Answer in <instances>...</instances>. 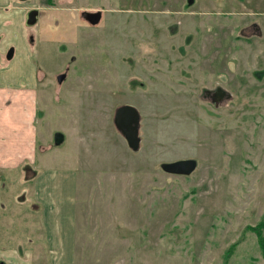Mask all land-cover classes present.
<instances>
[{
	"label": "rangeland",
	"instance_id": "374dc122",
	"mask_svg": "<svg viewBox=\"0 0 264 264\" xmlns=\"http://www.w3.org/2000/svg\"><path fill=\"white\" fill-rule=\"evenodd\" d=\"M45 1H39L43 12L48 11L42 8ZM65 1L64 7L61 0L53 6L60 23L48 15L31 28L39 52L32 59L43 70L41 81L30 79L29 85L24 76L32 67L30 58L16 54L0 62V70L9 68L14 79L7 78L18 80L21 89L31 91L39 83L38 110L31 92L0 91V139L22 130L17 115H30L37 125L34 165L0 167L1 195L27 193L30 198L25 185L37 173L29 183L34 188L42 183L45 168L50 176L55 169L76 168L74 264H264L258 236L247 230L264 220V73H255L264 71V0H197L188 9L186 0H151L156 20L150 25L137 13L135 37L132 32L122 36L120 30L126 18L120 10L139 8L131 0ZM74 6L80 11L106 6L107 15L91 27L76 18ZM182 10L189 13H178ZM150 49L154 54H148ZM132 50L141 60L135 61L139 72L146 67L158 71L151 99L144 93L149 88H136L141 91L134 94L128 84H119V69H127L120 56L129 58ZM27 52L32 55L33 49ZM188 63L204 66L211 77L221 70L231 98L222 102L220 112L193 96L192 89L168 87V70L178 74ZM68 67V79L60 85L55 74ZM131 76L126 74V81ZM123 103L136 104L143 114L145 141L138 151L114 122ZM56 132L64 135L60 145ZM184 159L196 161L190 175L161 168ZM5 175L21 179L12 182ZM5 207L0 202V231ZM37 220L43 225L47 216L30 213L29 224ZM21 226L20 217H13V229Z\"/></svg>",
	"mask_w": 264,
	"mask_h": 264
},
{
	"label": "crops",
	"instance_id": "0c3cea01",
	"mask_svg": "<svg viewBox=\"0 0 264 264\" xmlns=\"http://www.w3.org/2000/svg\"><path fill=\"white\" fill-rule=\"evenodd\" d=\"M39 0H33V2ZM9 3L11 10L4 13L0 10V32L5 33L3 42L0 45L1 52L6 51L9 46H15L11 43V38L16 44L18 58H23L26 55V45L23 31L25 13L21 9L18 0H0V6ZM14 19V23L10 19ZM4 24L8 27H5ZM14 24V25H12ZM8 36V37H7ZM1 62V56H0ZM7 62V61H5ZM0 70V91L19 90L25 93H32V98L38 110L37 90L34 88L31 91L21 89L18 80L13 81L7 78V75L14 79L11 72ZM25 76V75H24ZM29 85L30 79L35 80V75L26 77ZM35 87V84H32ZM32 116L22 114L17 115V120L22 123V130L14 132V135H4L0 139V167L1 168H20L24 163L30 161L34 165L37 158L35 155L34 140L37 139V125L33 121ZM14 118V117H13ZM30 118V119H29ZM25 128V129H24ZM44 152V150H43ZM44 156V155H43ZM76 168L67 170L66 173L55 172L51 175L50 169L45 168L42 172V183L37 186L29 183L39 173L29 179L25 185L26 190L30 193V198L27 193H23L24 200L18 201L12 194L4 193L1 195L0 202L4 201L6 212H10L12 216L6 217L4 229L0 231V257H3L7 264H74L77 228L75 224L76 212H78L77 202V175ZM39 172V170H37ZM1 176V173H0ZM16 178L18 180L16 181ZM5 179H11L12 182H18L21 179L18 176H6ZM1 182V177H0ZM75 184L74 191H71V185ZM1 188V185H0ZM33 197V198H32ZM42 212L47 216L46 222L42 225L38 220L33 225L29 224L30 213ZM12 228H7L6 219L11 220ZM13 217H20L22 226L13 229ZM67 218V219H66ZM37 219V218H36ZM65 219L67 223L65 224ZM49 257V258H48Z\"/></svg>",
	"mask_w": 264,
	"mask_h": 264
},
{
	"label": "flooded vegetation",
	"instance_id": "af4514ba",
	"mask_svg": "<svg viewBox=\"0 0 264 264\" xmlns=\"http://www.w3.org/2000/svg\"><path fill=\"white\" fill-rule=\"evenodd\" d=\"M21 1V0H20ZM40 1V0H39ZM39 1L37 3V1L33 2L32 4H30L29 6H24L21 7V9L24 11L25 13V19H24V26H26V37H25V45H26V52L27 50L33 49V56L31 55V53H26V55H24V57L30 58L31 59V68H28L24 75L25 77H32L33 75H35V80L37 81H41L43 76H40V72L43 70L41 69L38 60L37 63L32 59H36V57H39V52L35 53V48H37L36 45V37L35 35L32 33L31 28H33L34 26H36L39 21H41V19H43L44 17L51 15V17L54 19V21H58L60 23L61 21V17L56 16L55 13V9H54V5H55V1L56 0H46L45 1V5L44 7H42L43 9L48 8L47 12H43L41 11L40 5H39ZM77 1V0H76ZM151 0H146V1H142V0H131V1H127L129 3H135L137 4V6L139 7L137 10L132 11V10H126L127 7H123L120 11L121 14L123 15V17H126L123 21L125 22L120 30L121 35L125 36L128 35L130 32L134 33L135 32V28L134 25L135 23L138 22V16L137 13H139L138 15H142V18L146 21V23L152 25L153 22L156 20V13H157V9L154 8V5L152 4L153 9L150 8V4L152 2H150ZM196 1L197 0H186L185 3V8H190L192 6H196ZM62 6L64 7L63 3H66L65 0H61ZM75 4V3H74ZM199 5V4H198ZM69 6H67L66 8H68ZM146 8L147 10L145 11H141V8ZM74 8L76 10H78L79 12L75 14L76 18L79 17L80 20L85 21L88 25H90L91 27H96L99 26V24H101L103 22V20L105 19L106 14V10L107 7L106 6H102V7H98V8H93V7H87V9L84 10H79V8L77 6H74ZM11 6L9 3H6L2 6H0V10L3 11L4 13H8L11 10ZM51 12V13H50ZM88 12H101L102 16H101V20L98 24H92L89 20L88 17L91 18V16L89 15ZM172 9L169 11V14L171 15ZM178 13H183V14H188L189 12L182 10ZM121 15V16H122ZM137 16V17H136ZM54 23V22H52ZM179 23V22H178ZM72 24V23H71ZM131 24L132 27L128 29L130 31H127V25ZM14 25V24H12ZM61 25V24H60ZM5 27H8L4 24ZM257 24L253 25V27H256ZM208 29H210L209 26H207ZM9 29L12 30V28L8 27ZM58 28V27H57ZM176 29V31L178 30V26L173 27ZM2 29L0 28V31ZM28 33V35H27ZM136 33H134L132 35V37H135ZM6 36L5 33L0 32V45L3 42V36ZM8 37V36H7ZM140 39V38H139ZM123 40L126 41V39L123 38ZM190 39H188V36L185 39V43L187 45H190ZM127 47V46H126ZM132 47H137V44H133ZM40 48V47H39ZM128 50V49H126ZM180 52H182L183 56H189L188 52L184 49L180 50ZM2 54H0L1 56V62L3 61H7L10 62L11 60H13L17 54V49L15 48V46H9L6 51L1 52ZM125 53V52H124ZM135 50H132L130 52V56L129 58H127L126 54H122L120 56L119 59V63L120 65H126L127 69H119L118 73H119V84L122 86H125L126 84L129 85L130 89H132V91H130L131 93L134 94H138L140 91L136 90V88H149L150 91L148 92H144L145 95L149 96V98L151 99L153 96H156V93L153 89L157 88V83H158V78H157V69H153L152 67L147 68L146 66V70H140V72L138 71V68H136L135 66V61H137V63H140V59L139 55H136ZM154 54L153 49H150L148 51V54ZM128 63H132V64H128ZM119 65V66H120ZM216 67V66H215ZM168 68H172V65L169 66ZM217 68V67H216ZM218 68H220L218 66ZM206 68H204V66L202 65H191L190 63L185 64V65H181L180 70L178 71V74H176L175 71H170L168 70V72L170 74H168V78L170 79L168 81V87H172L174 88L176 91H179L178 89H187L193 90V96L197 95V98L199 100L202 101H206L209 102L211 104H213V106L216 108V110L218 112H220V108H221V104L224 100L231 98V93L228 92L225 88H223L222 86V81L224 80L222 77L223 74L221 72V70L219 69V71H215L214 75L211 77L208 74V71L205 70ZM60 70H58L55 74V81H57L60 85L63 84L67 79H68V72H70L69 67L67 69H65L63 72H60ZM128 73H133L134 76H131L130 80L126 81V74ZM258 76H260L261 74L264 73V71L262 72H255ZM64 75L63 79L60 80V76ZM41 77V78H39ZM211 80V81H210ZM38 84L37 83V88H38ZM177 85L179 87H177ZM178 88V89H177ZM39 90V89H38ZM198 91V92H197ZM175 96V95H174ZM126 105H130L133 106L135 109L138 110L139 112V116H140V120H139V127H138V133H139V137H140V148L143 147V142L145 141V137L144 135H142L141 133V129H142V119H143V114L141 109L133 103H123L121 106H119L118 108L122 107V106H126ZM118 108L115 111V115L116 112L118 110ZM41 113V111H40ZM125 117V116H124ZM119 130V129H118ZM124 130L125 133H123L121 130H119V132L124 136H126V125H124ZM57 133H61V132H56L54 134V141H56V135ZM126 139V138H125ZM64 141V140H63ZM127 141V140H126ZM128 143V142H127ZM129 146V144H128ZM140 150V149H139ZM12 216V214L10 212H6V217ZM7 224L9 223L7 228H12V217L11 220L6 219ZM3 251V249L0 251V253ZM3 257H0V264H7L6 261L4 259H2Z\"/></svg>",
	"mask_w": 264,
	"mask_h": 264
},
{
	"label": "water",
	"instance_id": "95a60500",
	"mask_svg": "<svg viewBox=\"0 0 264 264\" xmlns=\"http://www.w3.org/2000/svg\"><path fill=\"white\" fill-rule=\"evenodd\" d=\"M91 16L88 17V20L92 24H98L101 20V12H88ZM64 75L60 76V80H62ZM125 116V117H124ZM139 112L133 106L126 105L118 108L114 122L119 130L125 133L124 125H126V140L129 144V147L133 149V151H138L140 149V137L138 133L139 127ZM64 140V135L62 133H57L56 135V145H60ZM161 168L168 173H181L184 175H190L197 168V164L195 160H179L173 163H163Z\"/></svg>",
	"mask_w": 264,
	"mask_h": 264
},
{
	"label": "trees",
	"instance_id": "16d2710c",
	"mask_svg": "<svg viewBox=\"0 0 264 264\" xmlns=\"http://www.w3.org/2000/svg\"><path fill=\"white\" fill-rule=\"evenodd\" d=\"M247 230L253 231V232H255L257 234L259 244L261 246V249L264 252V232H263V230H264V220H262L261 222H259L256 225H248L247 226ZM231 252H232V249H229L227 251V256H229Z\"/></svg>",
	"mask_w": 264,
	"mask_h": 264
},
{
	"label": "bare ground",
	"instance_id": "6f19581e",
	"mask_svg": "<svg viewBox=\"0 0 264 264\" xmlns=\"http://www.w3.org/2000/svg\"><path fill=\"white\" fill-rule=\"evenodd\" d=\"M21 1H27V0H21Z\"/></svg>",
	"mask_w": 264,
	"mask_h": 264
}]
</instances>
